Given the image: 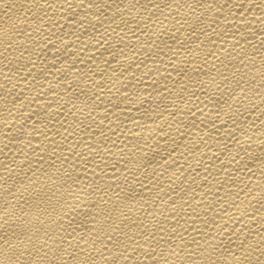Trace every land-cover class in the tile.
Returning a JSON list of instances; mask_svg holds the SVG:
<instances>
[{
	"label": "bare ground",
	"instance_id": "bare-ground-1",
	"mask_svg": "<svg viewBox=\"0 0 264 264\" xmlns=\"http://www.w3.org/2000/svg\"><path fill=\"white\" fill-rule=\"evenodd\" d=\"M0 264H264V0H0Z\"/></svg>",
	"mask_w": 264,
	"mask_h": 264
}]
</instances>
